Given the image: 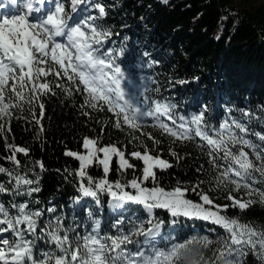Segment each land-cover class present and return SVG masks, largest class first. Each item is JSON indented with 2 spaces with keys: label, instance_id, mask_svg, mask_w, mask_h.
I'll use <instances>...</instances> for the list:
<instances>
[{
  "label": "trees",
  "instance_id": "trees-1",
  "mask_svg": "<svg viewBox=\"0 0 264 264\" xmlns=\"http://www.w3.org/2000/svg\"><path fill=\"white\" fill-rule=\"evenodd\" d=\"M96 3L103 5L107 13L96 23L112 32L105 43L106 49H126L118 63L133 79L136 92H143L146 88L144 96L149 102L155 100L176 106L172 113L176 123L161 116L164 123L176 129L181 123L180 116L190 120L193 115L203 112L202 126L209 135H214V130H218L222 122L235 119L247 125L249 131L244 134L245 138L257 145L258 150L264 149V141L255 135H264V0H87L78 9L98 16V10L91 7ZM47 79L52 82V92L40 98L39 103L44 105L43 116L38 103L30 108L25 102L22 109L11 110V117L0 119V123L5 124L0 135V167L26 175L33 181L39 178L31 187H39L40 191L31 196L0 193V203L10 212L15 211L11 208L12 203L28 201L31 209L43 210L38 220L40 228L60 216L65 228L74 229L70 233L73 239L76 234L90 232L94 220L100 222L101 235H115L113 225L118 220H123L124 231L128 230L130 222H146L149 216L142 205L129 203L123 208L112 209L108 205L110 197L107 193L99 194V203L90 197L74 203V198L80 196L81 179L87 183V177L76 176L79 161L65 153H86L83 140L87 137L97 140L99 145H115L135 165L121 173L117 171L114 158L107 176L109 181L119 180L127 185L129 181L139 179L143 162L131 157L130 153H143L147 148L151 155L172 164L163 171L154 169L160 187L165 190L178 185L187 188L185 196L194 202H201V192L221 205L232 203L226 199L229 192L241 200H256L257 203L246 210L229 207L222 214L264 228V204L258 202L259 197H248L243 189L232 191L231 184L217 187L215 178L227 164L217 156V164L224 167L214 168L208 146L195 137L194 132L192 140L181 142L155 127L151 117H145L139 129H131L122 120L121 127L117 128L118 118L114 113L109 112L107 106L102 111L88 107L86 94L77 91L76 85L66 77L50 75ZM57 84L71 88V94L56 87ZM144 96L140 99L143 100ZM244 112L250 113V117L244 116ZM6 144L28 149L27 155L16 154L19 168L7 159L12 150ZM240 147L243 146L237 145L233 151ZM244 150L254 163H260L251 149L245 147ZM36 161L44 165L43 170ZM87 176L99 180L104 176L102 166L93 164L87 169ZM253 178L256 180L253 187L264 191L260 174L253 173ZM248 182L252 183V180ZM0 183L11 187L6 173H0ZM196 185L199 187L192 191ZM143 186L151 188L153 181H144ZM125 191L134 192L131 187H126ZM52 207L56 211L49 213L47 209ZM153 217L157 222L163 221L159 239L153 241L160 249L168 251L173 244L204 236L213 241L209 248L196 242L188 244L176 264H204L215 259L214 250L220 247L219 240L226 235L220 226L210 221L183 216L173 218L164 209H154ZM145 227H148L146 223ZM4 235L1 234L0 238ZM134 239L142 242L144 237ZM50 247L44 240H38L35 251L39 254ZM129 247L135 250L136 246ZM241 264H260V261L249 252Z\"/></svg>",
  "mask_w": 264,
  "mask_h": 264
},
{
  "label": "snow or ice",
  "instance_id": "snow-or-ice-1",
  "mask_svg": "<svg viewBox=\"0 0 264 264\" xmlns=\"http://www.w3.org/2000/svg\"><path fill=\"white\" fill-rule=\"evenodd\" d=\"M86 2L87 0H70L66 4L64 0H7V4L14 7L10 12H0V119L11 117V110L22 109L25 102L30 108L38 103L40 115L43 116L44 105L39 103L40 98L52 92V82L47 78L50 75H63L76 85L77 91L86 94L85 104L88 107L102 111L107 106V110L118 118L115 124L117 128L121 127L122 120L131 129H139L143 119L151 117L155 121V127L181 142L192 140L194 132L195 137H199L208 146L210 163L214 168L224 167L217 164V156L227 164L215 178L217 187L231 184L232 191L243 189L245 195H256L259 197L258 202L264 204V191L253 187L256 183L253 173H259L264 181V149L258 150L257 145L245 138L244 134L249 131L247 125L235 119L231 122L225 120L218 130H214V135H209L202 126L203 112L193 115L190 120L180 116L181 123L176 129L164 123L161 116H167L173 124L176 123L172 115L176 106L155 100L149 102V98L144 96L146 88L139 93L130 91L127 86L134 85V81L118 63L126 49L105 50V43L112 32L96 23L106 16L105 7L101 4L92 5L98 10V16L88 15L74 22V14ZM5 7L6 4L0 3V9ZM56 87L71 94V88L62 84H57ZM141 96H144L143 100L140 99ZM243 114L250 117L248 112ZM33 118L35 119L34 112ZM36 123L39 124L40 121L36 120ZM4 129L5 124L0 123V135ZM255 135L264 141V135ZM149 138L152 139L150 134ZM154 143L159 141L154 140ZM97 145V140L85 137L83 148L87 150L86 153H65L79 161L76 176L87 177V183L81 179L78 187L80 196L74 198V203L84 197H90L99 203V194L107 193L113 208H122L129 203L142 205L149 219L146 222H130L127 231L122 228L123 220H118L113 225L115 235H101L100 222L94 220L90 232L76 234L73 239L70 233L74 229L65 228L63 217L57 216L40 228L38 220L43 215V210H33L29 207V202L25 201L12 203L11 208L15 211L10 212L8 207L0 203V234H6L0 238V264H176L188 244L196 242L203 248H209L213 243L204 236L198 240L193 238L185 243L173 244L168 251L156 247L153 241L160 235L163 221L154 220V209H164L173 218L183 216L210 221L224 230L226 235L220 238V247L214 250L215 259L207 260L204 264H241L243 257L249 252L257 257L260 264H264V228H257L252 223H242L236 217L222 214L229 207L246 210L257 203L256 200H241L229 192L226 199L232 202L230 205H214L207 193H199L201 202H194L186 198L187 188L178 185L165 190L156 183L154 169L163 171L172 167V164L159 156L151 155L147 148L143 153H130L131 157L143 162L139 179H133L127 185L119 180L111 182L107 176L114 158L118 165L117 171L121 173L135 165L115 145ZM237 145L243 147L233 151ZM6 147L12 150L7 159L19 168L20 161L16 154L27 155L28 149L11 144H6ZM245 147L252 150L259 164L249 158ZM98 153H102V157ZM171 155L176 156V153L171 152ZM35 163L43 170L44 165L40 161ZM93 164L103 168L104 176L99 180L87 176V169ZM0 173H6L11 184L8 187L0 183V193L31 196L40 191L39 187H31L38 183V177L33 181L26 175L14 173L4 167H0ZM150 179L154 186H143V182ZM126 187H131L134 192L125 191ZM198 187L199 185L194 186L192 191H196ZM47 211L54 213L56 209L52 207ZM175 222L174 219L173 223ZM145 223L148 227H145ZM134 237H144V240L141 242ZM38 240H44L52 247L37 254L35 248ZM130 245H135V250ZM201 256L203 257L202 253Z\"/></svg>",
  "mask_w": 264,
  "mask_h": 264
},
{
  "label": "rangeland",
  "instance_id": "rangeland-1",
  "mask_svg": "<svg viewBox=\"0 0 264 264\" xmlns=\"http://www.w3.org/2000/svg\"><path fill=\"white\" fill-rule=\"evenodd\" d=\"M105 145H111V144H105ZM105 145H97V146H100V147H103V146H105ZM98 155H100L101 157H102V153H98ZM214 204H219V205H221V203H219V202H216V201H214ZM108 205H109V207H111L112 209H114L112 206H111V204H110V200L108 201ZM123 208V207H122ZM158 237V236H157ZM157 237L155 238V240L157 239Z\"/></svg>",
  "mask_w": 264,
  "mask_h": 264
},
{
  "label": "bare ground",
  "instance_id": "bare-ground-1",
  "mask_svg": "<svg viewBox=\"0 0 264 264\" xmlns=\"http://www.w3.org/2000/svg\"><path fill=\"white\" fill-rule=\"evenodd\" d=\"M189 8V7H188ZM228 10V9H227ZM114 25V24H113ZM159 38V37H158ZM136 39V38H135ZM172 73V72H171ZM165 79V78H164Z\"/></svg>",
  "mask_w": 264,
  "mask_h": 264
}]
</instances>
